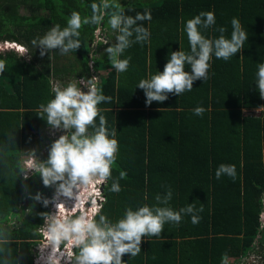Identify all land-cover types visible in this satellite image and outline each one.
I'll return each instance as SVG.
<instances>
[{
    "label": "trees",
    "instance_id": "16d2710c",
    "mask_svg": "<svg viewBox=\"0 0 264 264\" xmlns=\"http://www.w3.org/2000/svg\"><path fill=\"white\" fill-rule=\"evenodd\" d=\"M121 1L109 0L100 24H82L76 52L61 55L52 50L41 57L34 39L57 24L66 27L73 11L82 19L90 18L91 5H100L101 0H0V42L24 45L30 57L0 51L5 64L0 73V264H33L39 228L45 214L50 215L42 201L55 188L45 187L38 174L24 179L28 155L34 151L39 156L42 142L49 148L52 144L46 136L51 127L46 116L39 117V107L54 98L55 78L87 75L95 31L121 10L133 18L150 12V21L133 26L148 29L150 37L133 43L119 57L130 58V63L118 80L111 69L100 84L99 94L111 100L97 105L99 115L105 117L109 138L118 141L119 150L105 188L106 203L95 221L103 215L115 223L129 207L135 211L144 205L166 206L179 211L195 205L198 224L182 214L178 226L164 225L160 238H142L140 254L134 258L125 254L123 264H233L254 247L264 249V117L243 116V108L264 107L256 88L257 65L264 63V0ZM207 11L215 13L216 24L200 28L201 34L215 39L224 27V36L230 39L231 20L237 18L248 34L242 51L228 61L214 60L208 82L146 106L139 81L163 72L158 69L166 57L162 52L174 49L172 43L154 40L156 34L169 33L175 44L188 48L187 20ZM96 64L104 67V56ZM196 107L205 109L202 116L194 115ZM221 164L235 165V180L227 175L215 178ZM121 172L126 173L122 179ZM116 181L119 192L111 191ZM168 189L169 203L157 204L156 195L164 196ZM37 193L40 202L32 199ZM16 217L21 223L12 229L9 222Z\"/></svg>",
    "mask_w": 264,
    "mask_h": 264
},
{
    "label": "clouds",
    "instance_id": "9594fccd",
    "mask_svg": "<svg viewBox=\"0 0 264 264\" xmlns=\"http://www.w3.org/2000/svg\"><path fill=\"white\" fill-rule=\"evenodd\" d=\"M109 7V0H101L100 5L93 3L92 16L83 19L78 12L73 11L66 27L61 29L57 24L43 37L34 39L32 44L40 49L41 57L52 50H59L61 55H66L70 51L76 52L81 47L79 30L82 24H100L104 18V10ZM115 7L121 6L115 5ZM145 20H151L150 12L137 13L133 18L124 15L122 10L111 15L108 20L110 28L119 33L116 36V44L106 49L108 61L117 73H123L129 67L130 58H119L124 51L133 43L148 41L150 37L148 29L142 26L133 27L137 21ZM215 24L216 17L212 11L201 12L187 20L184 31L188 37L190 52L186 53L182 50L170 52L163 72L139 81L137 88L143 90L146 106H151L153 102L164 103L169 98V94L179 97L185 91H192L195 81H205L208 78V70L211 67L209 62L213 55L216 59L228 61L242 51L244 43L248 40V34L242 29L240 21L237 18L231 20L233 30L230 39L224 36L226 31L224 27L218 29L221 33L218 38H205L200 28L208 29ZM133 34H135L134 41L131 39ZM20 46L23 49L18 51ZM14 48L19 55H24L26 52L24 45L17 44ZM186 65L190 66V71L185 70ZM257 68L256 88L260 99L264 100V63H258ZM4 69L5 64L0 61V73H3ZM94 79L95 77L87 82L80 81L88 89L86 92L74 83H69L63 89L55 88L54 98L39 107V117L44 119L46 116L47 125L66 133L51 144L46 161L37 160L34 151L29 156L28 167L32 173L41 177L45 187L55 188L52 203L64 197L74 198L75 204L79 202L77 206H82L83 201L78 195H74V190L87 189L91 185L101 184L111 178V169L116 161L119 145L115 138H109L105 117L99 115L97 107L101 102H108L111 98L99 94V89L92 83ZM193 111L194 115L202 116L205 109L196 107ZM256 111L264 112V107H258ZM98 115L97 127L95 120ZM89 127L94 131L89 132ZM115 135L116 132L113 131L111 136L115 137ZM125 175L126 173L121 172L120 178ZM224 175L235 180V165H219L215 171V178L219 180ZM24 179L27 180L28 176L25 175ZM120 190L119 182H113L111 191ZM171 198L172 191L168 189L164 196L157 194L155 200L157 204L167 205ZM32 199L40 202L42 197L37 193ZM42 202L44 206L50 203L47 199ZM92 205L89 213L76 212L74 216L65 219L51 218L45 214V219H52L47 225L45 235L47 237L45 242H49L52 246L51 253L48 258L43 254H34V264L63 262L64 264H123L122 257L125 254H130L132 258L140 254L142 238H160L164 225L178 226L182 214L190 215L194 225L200 220V217L194 214L195 205L189 204L179 211L166 206L144 205L135 211L129 207L125 210L123 218L115 223L109 222L103 215L99 217V222H96L94 218L98 215V207L95 200ZM56 206L62 207L63 203H57ZM199 211H203L202 204ZM93 214H96L94 218ZM60 245H64L63 250L60 249ZM76 249L79 251L73 261L71 257L73 250ZM48 259L51 263H48Z\"/></svg>",
    "mask_w": 264,
    "mask_h": 264
},
{
    "label": "crops",
    "instance_id": "0c3cea01",
    "mask_svg": "<svg viewBox=\"0 0 264 264\" xmlns=\"http://www.w3.org/2000/svg\"><path fill=\"white\" fill-rule=\"evenodd\" d=\"M97 29H99V31H97V30L95 31L94 41H93V43L90 46V50L91 51H90V54H89V71H88L87 75L83 76V77H80V78H76L75 81H64L65 79L61 80V79L55 78L54 82H53V85L56 88L59 87V88L63 89L64 87L67 86L66 84L74 83V84L77 85V87H80L83 91L86 92L88 89L85 88L84 85L82 83H80V81H84L85 80V82H87V80H91L92 78L95 77V79L92 81V83L99 89L100 88V84L102 83L103 79L106 78L109 70L114 69V68L111 67L110 62L108 61L106 49L108 47L113 46V45L116 44V36L119 33H118V31L112 30L110 28V26L108 25V23H104V22ZM161 34L162 33H157L156 35H158V36H156L154 38V40H159V41H162L163 43H166V42L167 43H172L171 47H174V49L171 50V51H168V52L163 51L162 52L163 55H165L166 57L164 58V60L161 61V63H159V64H161V66L158 69L163 71L164 70V66L168 62V59L170 57V52H175V51L182 50V51H184L186 53H189L190 52V45L188 44L187 45L188 48L183 49L182 45L175 44L172 39L170 40L169 33L166 34V35H161ZM99 37H102V40H100ZM25 49H26V52L24 53V55H20V56H23L27 60H29L30 57H29V52H28L27 47H25ZM103 56H104V64H103L104 67L99 69V68H97V64L96 63H97L98 60L102 59ZM213 56H212V58H211V60L209 62L210 65L214 62V60L219 61V62L221 61L220 59H216L215 56L214 57ZM107 67H110V68H107ZM185 70L186 71H190V66L186 65L185 66ZM114 71L117 74V80H118L121 73H117L115 69H114ZM207 75H208V78L205 81H203V80L195 81L193 83V89H195L196 87L200 86L203 83L208 82L209 79H211V70H208V74ZM257 113H259V114H257ZM243 116H246V117H248V116L264 117V112H257L256 109L243 108ZM30 155H28V157ZM107 185H108V180L105 181L103 186H102L105 198H107L106 195H105V188H106ZM48 199L49 198H47V200ZM101 211H102V209H101ZM101 211H99L97 216H99ZM263 221H264V214H263ZM45 225H47V224L44 221V223L42 224V226H40V228L45 227ZM198 229H199V226H198ZM41 240L42 239H40V242H41ZM33 249H34V247H33ZM256 252H259V253L256 254ZM254 255H255V257H253ZM245 257L246 258L253 257L252 263H248V262L242 261V262H239V263L234 262L233 264H264V249H260L259 247H254V248L251 249L250 252H248V254ZM232 260H234V259L233 258L230 259L231 263H232Z\"/></svg>",
    "mask_w": 264,
    "mask_h": 264
},
{
    "label": "built area",
    "instance_id": "2783aa9c",
    "mask_svg": "<svg viewBox=\"0 0 264 264\" xmlns=\"http://www.w3.org/2000/svg\"><path fill=\"white\" fill-rule=\"evenodd\" d=\"M100 40H102V37H99ZM8 42V41H7ZM5 43L6 42H0V50L5 49ZM11 42H8L10 44ZM13 44V43H11ZM44 153V152H43ZM45 157L42 156V153L39 156H36L37 160L40 161H46L48 159V153H44ZM28 160L25 162L26 168H25V175L30 176L31 175V169L28 167ZM103 183L101 184H95L89 186L87 189L81 188L74 190V195H78L80 197V200L83 201L82 206H77L79 202L76 203L74 198H64L62 197L60 201H57L56 203H53L51 207H49L50 213L52 212L54 215H56V218H69L70 216H74L76 212H82V213H89L90 208L93 206L92 202L96 201V206L98 207V212L101 211L102 205L106 201V198L104 196L103 192ZM49 200V199H48ZM57 203H63L62 207H57ZM53 207L57 210L56 212L53 210ZM96 213V214H97ZM96 214H93V218ZM45 222H48V219L45 220ZM47 224V223H46ZM48 225V224H47ZM45 225V227H47ZM44 228V227H43Z\"/></svg>",
    "mask_w": 264,
    "mask_h": 264
},
{
    "label": "rangeland",
    "instance_id": "374dc122",
    "mask_svg": "<svg viewBox=\"0 0 264 264\" xmlns=\"http://www.w3.org/2000/svg\"><path fill=\"white\" fill-rule=\"evenodd\" d=\"M115 1H117V3L115 2ZM127 1V0H126ZM121 0H114V3H116V4H121ZM4 42H6V41H4ZM3 42V43H4ZM11 43H13V42H11ZM8 44V42H6L5 43V49H2V50H0V51H16V48H14L17 44H19V43H17V42H14L13 44ZM23 48L20 46V47H18V51H21ZM76 80V78H74V77H72V76H70V77H68V78H66L64 81H75ZM257 114H259V113H257ZM64 134H66L65 133V131H63V130H55V129H52V128H49V129H47L46 130V136H48V138L51 140V143H53V141H55V140H57L61 135H64ZM53 140V141H52ZM46 144H47V142H42V146H43V149H42V151L43 150H47V147H46ZM48 152H46V154H47ZM40 154V153H39ZM30 155V154H29ZM26 154H24V156H23V159H26ZM25 165V162H23V166ZM33 173H32V171H31V175H32ZM30 175V176H31ZM54 195H55V192H53L52 193V195L49 197V201H50V203L46 206L47 208H49V207H51L52 205H53V203L51 202L52 200H53V197H54ZM106 200H107V198H106ZM105 203H106V201L104 202V204L102 205V209H103V207H104V205H105ZM26 205H27V202L25 203ZM24 203L22 204V205H25ZM25 205V206H26ZM51 210V209H50ZM53 210L56 212L57 210L53 207ZM56 215H54L52 212L50 213V215H49V217H51V218H56L55 217ZM51 218H49L48 219V222H46L47 224H50L51 222H52V219ZM20 223H21V221L16 217V218H13V219H11V221L9 222V224H10V227L12 228V229H14V228H17L19 225H20ZM39 232H40V234H41V243L40 244H38V245H43L44 243H46L45 241H46V239L45 238H47L45 235H46V232H47V227H44V228H39ZM48 240V239H47ZM37 245V246H38ZM36 246V247H37ZM36 247L34 248L35 250H36ZM259 252H256V254H258ZM255 254V255H256ZM255 255L253 256V257H255ZM253 257H250V258H246V259H241L239 262H241V261H244V262H248V263H252V261H253ZM239 262H236V263H239Z\"/></svg>",
    "mask_w": 264,
    "mask_h": 264
},
{
    "label": "flooded vegetation",
    "instance_id": "af4514ba",
    "mask_svg": "<svg viewBox=\"0 0 264 264\" xmlns=\"http://www.w3.org/2000/svg\"><path fill=\"white\" fill-rule=\"evenodd\" d=\"M46 147H47V150H43L41 152L43 157H45L44 156L45 155L44 153L49 152V149H50L49 146H46ZM51 247H52L51 244L49 242H46L43 245H38L37 248H36V250L33 249L32 250L33 264H34V254H43V255H45L48 258L49 255H50V253H51ZM60 249L63 250L64 249V245H60ZM78 251H79L78 249H76V251L73 250V256L71 257V259L73 261L75 260V255L78 254ZM48 263H51V261L49 259H48ZM62 264H64V262Z\"/></svg>",
    "mask_w": 264,
    "mask_h": 264
}]
</instances>
